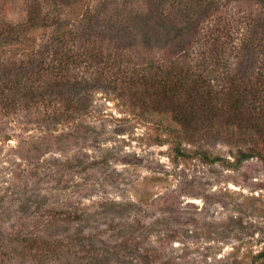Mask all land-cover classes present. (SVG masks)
I'll return each mask as SVG.
<instances>
[{
  "label": "rangeland",
  "instance_id": "rangeland-1",
  "mask_svg": "<svg viewBox=\"0 0 264 264\" xmlns=\"http://www.w3.org/2000/svg\"><path fill=\"white\" fill-rule=\"evenodd\" d=\"M181 1L135 0L126 4L125 12L119 7L121 17L113 7L105 16L114 24L122 20L120 26L133 27L136 33L143 25L149 27L147 14L158 4L182 22L183 11L175 13ZM260 1L264 2L208 0L207 4L213 3L208 14L204 2L188 6L187 16L197 15L201 37L213 36L219 27L223 48L218 59L203 53L200 45L180 46L172 39L152 38L141 53L150 52L159 63L172 61L188 69L190 77L201 70L212 77L215 89L226 71L237 77L254 76L261 55L256 49L251 55L242 44L251 38L252 19L264 11ZM26 4L27 0H0L9 20L24 17ZM134 45L136 41L118 45L117 57L129 67L138 54ZM98 49L105 56L106 44ZM121 72L122 68L112 75L119 77ZM102 87L90 98L89 114L57 128L53 133H63V139L54 143L45 139L48 144L42 143L38 150L26 143V138L39 134L35 124L25 123L22 112L0 111V252L5 251L0 253V264H63L65 259V264H93L71 250L60 252L65 256L60 263L50 255L31 257L28 248L15 252L5 247H20L19 238L8 233L20 229V222L36 210L53 205L79 209L82 217L67 226L57 225L51 235L92 236L93 244L105 249L107 264H264L257 256L264 250V160L251 157L240 165L229 164L236 154V147L228 143L232 136L226 132L215 141L204 140L197 108L192 107V119L185 127L164 111L163 100L142 97L139 102V94L122 95L114 86ZM176 139L186 149H206L228 161L178 156ZM66 162L71 166L65 170ZM31 173L35 175L30 177ZM123 238H132L138 246L123 247V253L115 255Z\"/></svg>",
  "mask_w": 264,
  "mask_h": 264
},
{
  "label": "trees",
  "instance_id": "trees-1",
  "mask_svg": "<svg viewBox=\"0 0 264 264\" xmlns=\"http://www.w3.org/2000/svg\"><path fill=\"white\" fill-rule=\"evenodd\" d=\"M131 1L135 2L99 0L94 5L93 0H27L24 17L15 20L7 19L0 8V111L15 115L22 112L20 116H24L25 123L35 124L39 134L26 138V143L38 150L45 139L49 143L63 139V133L53 132L89 114L90 98L97 88L114 86L123 92L122 95L139 94V102H143L142 97L145 101L163 100L164 111L185 127L192 119V107L197 108L202 115L199 124L206 131L204 140L215 141L227 132L232 136L228 143L236 147L234 161L230 162L224 157L210 154L206 149H186L176 139L175 151L178 156H198L205 162L228 161L234 165H240L251 157L264 160V11L252 19L251 38L242 44L243 49L251 52V55L253 49H256L258 56L261 55V61L256 59L258 72L251 77H237L232 71H226L221 77L223 83L215 89L212 77L205 76L201 70L198 75L193 74L195 77H190L188 69L178 68L172 61L159 63L150 52L141 53L148 47L146 41L152 38L160 41L172 39L174 44L180 46L200 45L203 53L218 59L223 48L219 27L212 33L213 36L203 34L201 37L196 28L197 15L187 16L189 5L204 2L203 10H207L208 14L213 3L207 4L208 0L181 1L175 13L183 11L186 16H179L182 22L173 20L175 14L158 4L147 14L149 27L143 25L141 30L134 33L133 27L118 24H124L122 20L118 19L119 22L114 24V19L105 16L108 9L113 7L117 11V18L121 17L120 6L125 12L124 7ZM160 1L165 3V0ZM237 1L246 2L234 0ZM169 5L174 6L173 3ZM112 28L115 29L114 33L110 32ZM126 29L131 33L123 32ZM227 31L228 28L224 26V38ZM119 41H136L137 46L133 47H137L138 54L130 67L128 63L122 64V59L117 57ZM102 44H106L103 57L102 50L98 49ZM144 57L149 59L144 61ZM104 67L115 75L117 69L122 68V76L108 75L110 71L104 72ZM231 127L232 132L228 130ZM69 166L71 164L66 162L62 169L66 170ZM34 175L31 173L30 177ZM55 181L59 182L57 179ZM78 210L57 209L55 205L36 210L27 220L20 222V229L8 233L19 238L21 246L5 247L15 252L28 248L31 257L50 255L60 263L65 258L60 252L71 250L90 263L107 264L105 249L94 245L92 236L84 237L71 232L51 235L57 225L67 226L81 219ZM130 245L137 247L138 242L123 238L115 246V255L123 253V247ZM4 252L0 253L3 255ZM257 256L264 261V250ZM66 262L65 259L62 263Z\"/></svg>",
  "mask_w": 264,
  "mask_h": 264
}]
</instances>
